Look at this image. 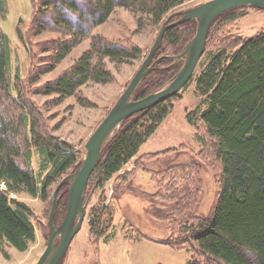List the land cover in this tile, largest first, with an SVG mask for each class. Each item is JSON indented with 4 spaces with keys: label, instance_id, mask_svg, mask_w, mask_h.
Segmentation results:
<instances>
[{
    "label": "trees",
    "instance_id": "16d2710c",
    "mask_svg": "<svg viewBox=\"0 0 264 264\" xmlns=\"http://www.w3.org/2000/svg\"><path fill=\"white\" fill-rule=\"evenodd\" d=\"M37 1L33 27L38 33L61 31L66 36L56 41L53 61L43 73L53 71L77 45L91 37L95 27L106 23L117 8L132 11L141 25L158 26L177 21L182 11H174L183 3V0ZM243 10L244 7L230 10L214 21L204 54L190 80L196 81V93L203 98L205 109L200 108L202 105L198 107L188 115V122L196 128L199 122L203 124L212 141L214 160L221 165L216 208L211 215L199 213L201 179L197 164L189 160L176 162L163 173L175 171L168 176L165 189L171 192L169 209L177 217L173 233L179 238L156 239L153 231L159 229L153 223L152 233L143 234L146 239L174 248L190 246L194 254L186 264H264V32L245 39L221 35L222 39L216 41L224 25L242 17ZM6 14L7 0H0V19ZM196 30V20H189L166 31L153 59L154 68L133 99L158 92L176 78L184 60L170 56L181 54ZM141 57L137 45L92 36L91 48L70 69L42 85L40 93L55 95L60 103L91 82L112 81L107 59L122 65ZM11 67V41L0 26V253L6 258L9 257L6 247L26 252L37 239L32 208L12 195L28 193L48 199L58 181L76 172L85 158L69 142L49 132L43 111L26 98L17 82L13 86ZM180 95L130 116L116 128L104 145L86 193L91 187L103 190L115 179L112 201L121 200L126 194L134 195L137 188L143 189L141 193L150 199L149 206L158 212L153 215L159 218L160 211L166 208L156 204L157 199L152 200L160 195L155 192L154 178L159 173L138 168L136 161L141 157V147L157 132L173 110L174 99ZM34 153L40 159L38 171L33 166ZM133 159L135 168L125 170ZM140 171L150 175L144 181L147 187L139 179ZM70 185L71 182H66L59 193L60 198H65L61 202L64 213ZM161 186L158 184V188ZM105 201L101 199L100 207L90 211V236L95 241L105 238L114 223V207ZM48 233L49 237L51 228Z\"/></svg>",
    "mask_w": 264,
    "mask_h": 264
},
{
    "label": "rangeland",
    "instance_id": "374dc122",
    "mask_svg": "<svg viewBox=\"0 0 264 264\" xmlns=\"http://www.w3.org/2000/svg\"><path fill=\"white\" fill-rule=\"evenodd\" d=\"M207 1L209 0H183L174 12L185 11ZM37 3V0H7V14L0 19V26L11 41L13 86L14 82H17L26 98L43 111L42 114L52 135L69 142L77 152L86 157L87 139L109 113L118 100L117 97L127 88L150 53L158 32L164 24L141 25L138 16L132 11L117 8L106 23L95 27L91 37L77 45L53 71L43 73V70L53 61V46L56 41L66 36L61 31L38 33L33 27L35 14L38 13ZM243 12L242 17L224 25L223 30L216 35V41L222 39L221 35L231 34L245 39L264 32V10L244 7ZM97 35L113 41L137 45L141 49L142 57L122 65L107 59V67L113 74L112 81L106 84L91 82L81 87L76 95L60 103L55 95L44 96L40 93L42 85L55 80L70 69L91 48L92 36ZM16 76L19 79H15ZM180 93L181 95L173 101L174 107L169 116L141 147L139 151L141 157L136 161L138 168H146L154 171V174L159 173L154 178L157 188L158 184L162 186L158 190L156 188L155 192L161 196L155 195L152 199H157L156 204L166 206L163 211H160L159 218L153 215L158 212L149 206L150 199L147 200L144 193H141L144 192L143 189L136 187L138 191L134 194L135 196L126 194V197H122L121 200L112 201L113 187L117 183L115 179H111L103 190L91 187L87 193L85 192L84 205L87 214L82 227L60 264H186L191 259L194 251L189 249L190 246L179 249L143 237L144 232L152 233L151 224L153 223L152 225H156L155 228L159 229L153 231L156 239L179 238L173 233L176 230L177 217L169 209L172 202L171 192L165 189L169 182L168 176L175 171L163 173L176 162L189 160L197 164L201 179L199 213L204 216L211 215L218 202L221 165L214 160L211 151L212 141L206 135L203 124L199 122L196 128L187 119L188 115L201 105L200 108L205 109L202 103L203 98L196 93L195 80L178 94ZM135 160L129 162L130 168L135 165ZM39 161L38 154L34 153L35 171H38ZM131 178L134 180V177ZM63 179L58 181V184ZM139 179L143 183L147 181L145 176H140ZM144 185L147 187L146 183ZM2 187L5 188L3 184ZM59 193L60 191L57 195V207L54 214V223L56 222L57 226L63 222L67 212L66 210L64 213L61 209V202L65 198H60ZM146 195L151 194L146 192ZM12 197L27 203L32 208L37 239L26 252L6 247L9 257L6 258L0 253V264L8 261L11 264H36L47 247L54 191L48 199L34 197L28 193L12 195ZM101 199H105L106 204L112 203L114 223L107 229L105 238L95 241L90 236V211L100 207Z\"/></svg>",
    "mask_w": 264,
    "mask_h": 264
},
{
    "label": "water",
    "instance_id": "95a60500",
    "mask_svg": "<svg viewBox=\"0 0 264 264\" xmlns=\"http://www.w3.org/2000/svg\"><path fill=\"white\" fill-rule=\"evenodd\" d=\"M240 7H254L264 10V0H209L182 11L181 17L177 21L171 24L165 23L162 26L147 58L109 113L88 139L86 144L87 154L79 169L73 174L66 176L56 188L49 219L51 234L47 247L36 264H60L74 237L80 231L87 214L84 205L86 187L101 158L108 138L130 116L164 102L182 91L192 79L204 54L209 32L214 21L222 14ZM189 20H196V34L181 54L170 56L176 60H184V64L176 78L158 92L151 93L142 99H133L143 79L154 68L155 61L153 59L166 31ZM68 181L71 182V185L68 193L67 212L63 222L57 226L54 223L57 195L61 187Z\"/></svg>",
    "mask_w": 264,
    "mask_h": 264
},
{
    "label": "crops",
    "instance_id": "0c3cea01",
    "mask_svg": "<svg viewBox=\"0 0 264 264\" xmlns=\"http://www.w3.org/2000/svg\"><path fill=\"white\" fill-rule=\"evenodd\" d=\"M139 156H141L140 152H139ZM134 168H135V166H133V167L130 168L129 167V163H128L127 166H126V168H125V170H132ZM139 173H140V176H145L147 178V180L150 178V175L147 172H141L140 171ZM4 264H11V262L8 261L7 263H4Z\"/></svg>",
    "mask_w": 264,
    "mask_h": 264
},
{
    "label": "bare ground",
    "instance_id": "6f19581e",
    "mask_svg": "<svg viewBox=\"0 0 264 264\" xmlns=\"http://www.w3.org/2000/svg\"><path fill=\"white\" fill-rule=\"evenodd\" d=\"M122 93H123V92H122ZM119 97H120V95L117 97V99H118ZM99 124H100V123H99ZM96 128H97V127H96ZM96 128H95V129H96ZM95 129H94V130H95ZM94 130H93V132H94ZM93 132H92V133H93ZM92 133H91V134H92ZM90 136H91V135H90ZM90 136H89V138H90ZM89 138H88V139H89ZM88 139H87V141H88ZM87 141H86V143H87ZM48 239H49V237L47 238V240H48Z\"/></svg>",
    "mask_w": 264,
    "mask_h": 264
}]
</instances>
